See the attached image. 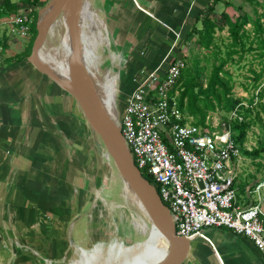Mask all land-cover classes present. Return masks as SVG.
Instances as JSON below:
<instances>
[{"label":"crops","instance_id":"crops-1","mask_svg":"<svg viewBox=\"0 0 264 264\" xmlns=\"http://www.w3.org/2000/svg\"><path fill=\"white\" fill-rule=\"evenodd\" d=\"M10 1L17 13L29 11L33 20L34 10L39 16L49 0H40L37 6L34 0ZM211 1H91L124 59L122 73L133 69L131 91L145 72L165 69L170 60L184 58L185 38ZM4 3L0 0V8ZM10 17H0V41L7 46L5 69L0 70V264H65L74 252V230L80 222L74 221V200L80 193L83 198L89 188L88 178L83 182L79 175L77 144L85 142V162L89 163L96 137L90 127L87 134L81 130V120L86 119H79L75 98L64 94L28 58L8 65L5 58L25 52L26 41L31 40V35L24 38L17 33ZM39 95L46 100L38 99ZM92 165V161L86 163V171H92ZM231 169L239 179L236 189L241 195L237 194L236 205L257 203L264 196L263 187L256 189L261 181L254 185V174L243 167L242 157L232 161ZM204 231L208 239L193 237L182 264H264V255L248 238L226 227Z\"/></svg>","mask_w":264,"mask_h":264},{"label":"built area","instance_id":"built-area-1","mask_svg":"<svg viewBox=\"0 0 264 264\" xmlns=\"http://www.w3.org/2000/svg\"><path fill=\"white\" fill-rule=\"evenodd\" d=\"M20 36L28 38L32 18L29 11L11 15ZM6 48L0 41V69ZM186 66L174 58L167 67L142 75L137 87L123 100L118 124L135 164L151 175L163 202L169 207L179 236L208 239L204 229L227 227L251 240L264 255V196L247 207L236 205V174L231 169L240 158L233 138L232 120L243 121L238 107L226 116L209 115L206 125L182 123L176 90ZM264 187V180L256 189Z\"/></svg>","mask_w":264,"mask_h":264},{"label":"rangeland","instance_id":"rangeland-1","mask_svg":"<svg viewBox=\"0 0 264 264\" xmlns=\"http://www.w3.org/2000/svg\"><path fill=\"white\" fill-rule=\"evenodd\" d=\"M91 1L90 5L92 6ZM230 1L233 4L232 6H226L224 3L218 6V11L215 16L220 22L222 21L221 13L224 10L229 12L232 16L243 12H248L254 17H256L257 14L261 16V20L264 22V0ZM93 10H95V7ZM96 10L95 11L100 14L99 18L101 21L98 20L95 23L92 22L91 18H85L84 28L90 40H94V50L95 53L97 52V59L95 62L99 77L103 78L106 83L116 86L117 101L115 106L118 112L122 110L124 93L131 91L132 81L129 75H132L133 69H128L127 74L125 70H123L124 73H122L121 68L123 67L124 59L119 55L111 35L107 32L106 24L104 26L103 22L105 21L101 18L103 16L98 12L97 8ZM251 26V23L247 25L248 28ZM62 29L63 27L61 31ZM217 34L219 36L218 41L222 49V55L225 56L227 51L226 44L229 42L228 31L225 29L222 32L218 31ZM30 35L32 36V32ZM28 42L29 41H26V44H30V42ZM46 44L44 46L46 50L56 45L57 36L49 34ZM254 46H257V44L254 43ZM259 52L261 51L257 48L251 51L246 49V51L242 53L243 57H240L241 53H236L234 55L236 62L229 63L226 66L233 74V90L238 96H243L245 98L251 97L253 91L251 86L254 82V73L252 70L258 73L262 69L264 70V56L261 57ZM185 54L190 64H194L195 59L198 58L201 66L209 67L211 61L214 60V57H211L210 61H207L206 57L208 56V52L205 49H198L195 43L188 45ZM15 60L16 59L13 58L8 63L10 64ZM3 68L5 69V64L2 66V69ZM2 69L0 70L2 71ZM262 80V87H264V78ZM53 84L58 86L55 82ZM67 93L64 90V94ZM38 99H45V95H39ZM44 108L49 112L47 107H43V109ZM78 115L80 116V120L82 119L81 117L85 119L79 104ZM211 115L216 119L224 117V112L216 110L212 112ZM248 119H250L251 125L248 129L244 146L248 151L258 149L260 150V154L248 155L244 154L241 150L239 157H242L243 167L254 174L251 180H254L255 177L256 182L254 185H256L257 182L264 180V149H260L261 143H263L264 146V97L252 108ZM81 121L83 122L81 130H83V132L85 130L87 134L88 130H90V126L87 121L83 119ZM95 137L94 151L93 153L90 151V153H92L90 156L93 157L88 158L89 163L90 161L93 163L92 171H86V163L88 165L89 163L85 162V150H83L85 142H79L78 140L77 144L79 162L81 164H79V175L82 176L83 182L88 178L89 188L83 198H80V193L77 195V200H74V221H77L76 223L80 222L74 230L75 234L73 237L76 242L75 247H73L74 252H71L65 264H97V262L103 259L118 260L123 258L122 256L125 255L127 249L135 247L143 242L153 229V224L149 218L131 200L129 195V192L132 190H130L131 186L129 188V186L126 185L125 179H122L120 176L112 159L109 158L108 153L106 151L101 153L97 150L96 142L98 137L96 134ZM238 181L239 179L237 177L234 183L235 188H238ZM245 181L246 180L243 179L244 184ZM152 184L157 188V183L154 180H152ZM261 191L264 192V187ZM243 193L246 194V190H243ZM257 193H255L254 196L257 197ZM239 195L237 198H239ZM205 229H207V227H205Z\"/></svg>","mask_w":264,"mask_h":264},{"label":"trees","instance_id":"trees-1","mask_svg":"<svg viewBox=\"0 0 264 264\" xmlns=\"http://www.w3.org/2000/svg\"><path fill=\"white\" fill-rule=\"evenodd\" d=\"M39 1L34 0L32 3L37 6ZM221 3L226 6L233 5L230 0H212L198 14L185 38L187 46L195 43L198 49H205L208 52L207 61H210L211 57H214V60L211 61L209 67L201 66L198 58L195 59L194 64H190L185 54L186 66L173 92L178 91L177 100L184 116L182 123L191 122L196 125H206V121L212 112L220 110L226 116L230 111L238 107V113L243 115L244 120H232L233 138L244 154L259 155L260 150L253 149L248 151L244 143L251 125V121L248 119L251 110L264 97V87H262L264 70L262 69L259 73L252 70L254 73V82L251 86L253 91L251 97L245 98L234 93L233 74L226 66L229 63L236 62L234 58L236 53H241L240 57H243L242 53L246 49L251 51L257 48L261 51L259 55L261 57L264 56V22L261 20V16L257 14L254 17L248 12H243L232 16L226 10L222 11V21L220 22L215 15ZM17 12L18 8L16 5L10 0H5L4 7L0 8V17L14 15ZM33 13L35 18L31 24L32 36L30 44L25 52L14 57L16 60L12 61L10 65L20 63L25 58H28L31 53L33 41L37 34L38 10H34ZM249 23L252 24L250 28L247 27ZM225 29L228 31L229 42L226 44V55L223 56L217 32H222ZM254 43L257 46H254ZM4 46L7 47L6 44ZM5 59H7V63L11 60L9 58ZM260 145V149H264L263 143ZM143 175L151 183L154 180L145 171H143Z\"/></svg>","mask_w":264,"mask_h":264},{"label":"water","instance_id":"water-1","mask_svg":"<svg viewBox=\"0 0 264 264\" xmlns=\"http://www.w3.org/2000/svg\"><path fill=\"white\" fill-rule=\"evenodd\" d=\"M86 0H49L40 10L37 34L28 61L75 98L91 130L96 134L97 150L106 151L122 179L124 178L142 199L153 223L170 246L168 256L158 264H182L191 248V238L176 233L169 207L163 202L156 186L147 179L135 164L117 125L104 106L85 62V28L83 11ZM48 11L47 14H43ZM67 19V31L72 48L70 75L65 78L42 55L48 35L61 16Z\"/></svg>","mask_w":264,"mask_h":264},{"label":"bare ground","instance_id":"bare-ground-1","mask_svg":"<svg viewBox=\"0 0 264 264\" xmlns=\"http://www.w3.org/2000/svg\"><path fill=\"white\" fill-rule=\"evenodd\" d=\"M48 11H44V15ZM83 18H91L92 22L101 21L99 14L92 9L90 1L86 0L83 11ZM104 26H105V22ZM85 24V23H84ZM93 25V24H92ZM63 27L62 31L61 28ZM94 30V29H93ZM106 30V29H105ZM50 35L57 36V44L52 46L50 49L46 50L44 47L42 49L41 55L43 59L53 66L58 72H60L65 78L70 75V62L72 60V48L70 43V37L67 31V19L63 15L54 24L51 29ZM107 37V36H106ZM51 38V37H50ZM56 39V38H55ZM52 41V40H51ZM85 43V62L87 64V69L93 79L96 89L102 99V102L110 115L112 116L115 123L118 125V112L116 110V86L106 83L105 80L98 75V69L95 60L97 55L94 48V40H90L87 33H85L84 38ZM46 44V43H45ZM54 44V43H53ZM47 45V44H46ZM126 185L129 186L128 182L125 180ZM132 189V190H131ZM130 198L137 205V207L149 218L153 224L152 231L148 234L147 238L135 247L127 249L123 258L120 259H103L97 264H158L162 262L170 252V246L166 239L159 232L155 224L153 223L150 215L147 212L142 199L136 193L134 188H130ZM107 249V248H106ZM123 249V248H122ZM121 249V250H122ZM112 250V249H111ZM101 252V251H100ZM98 260V259H97Z\"/></svg>","mask_w":264,"mask_h":264}]
</instances>
